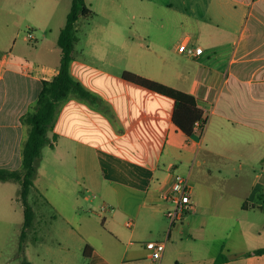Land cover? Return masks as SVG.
Returning a JSON list of instances; mask_svg holds the SVG:
<instances>
[{"label": "crops", "instance_id": "1", "mask_svg": "<svg viewBox=\"0 0 264 264\" xmlns=\"http://www.w3.org/2000/svg\"><path fill=\"white\" fill-rule=\"evenodd\" d=\"M188 1L186 11L202 18V26H182L179 44L203 47L198 56L186 54L196 65L178 72L160 59L152 64L156 76L143 74L196 97L206 117L200 133L187 136L175 127L172 99L123 79V70L101 67L111 43H94L91 54L73 51L72 74L110 106L106 113L70 97L48 132L51 149L72 147L75 185L84 179L99 199L101 226L75 203L68 216L61 214L92 246L85 264H150L156 257L159 264H264V252H256L264 248V210L258 207L264 193V0H181ZM58 3L0 0V167H21L26 134L21 117L35 103L42 78L58 70V36L71 2L63 0L52 22ZM113 45L127 49L128 43ZM87 152L98 180L84 170ZM178 171L195 206L170 224V187ZM38 175L35 201L53 207ZM0 182L6 188L18 184ZM89 195L83 198L91 200ZM151 240L164 243L161 253L145 246Z\"/></svg>", "mask_w": 264, "mask_h": 264}, {"label": "rangeland", "instance_id": "2", "mask_svg": "<svg viewBox=\"0 0 264 264\" xmlns=\"http://www.w3.org/2000/svg\"><path fill=\"white\" fill-rule=\"evenodd\" d=\"M65 1L68 3V0ZM62 2L63 0H59L53 7L55 12L52 11V22L60 15ZM190 3L188 1L184 5L181 0H86L92 13L77 21L74 53L77 54L80 50L85 54L94 53V43L107 41L111 45L106 49V62L99 63L106 69L116 72L131 70L143 76H156V69L152 64L162 59L168 68L185 72L196 63L178 49L183 37L182 26L189 23L193 25L194 22L202 26V18H193L186 11L185 7H189ZM50 36L54 38L55 34ZM32 42L34 43V39ZM51 42L56 44L55 38ZM118 42H127V49L113 45ZM128 52H132L133 56L129 57ZM174 83L179 82L174 80ZM53 146L47 144L42 148L38 159V186L48 188L47 195L55 205L43 206L42 200L36 203V186H33L29 201L36 216L34 225L23 242L20 240L23 210L18 198L19 186L12 183V187L6 188L0 182V217L10 221L7 224L0 221V264H19L24 258L30 259L32 264H85L88 261L89 257L83 253L88 243L85 236L72 232L71 224L61 214L68 216L75 203L78 210L92 216L96 224L101 226L99 199L87 188L84 179L75 185L73 167L76 162L72 147L57 144L56 148L51 149ZM85 151H88V147L83 146L84 154ZM89 153L87 152V162L83 169L89 172L93 181L98 180V171ZM193 164L195 163L192 162ZM78 165L77 168H81L80 163ZM217 167L212 166L213 169ZM176 174L183 176L181 171ZM78 189L81 191L79 196L75 193ZM88 193L91 200L83 198ZM92 226L94 229L101 228ZM20 243L23 245L21 251Z\"/></svg>", "mask_w": 264, "mask_h": 264}, {"label": "trees", "instance_id": "3", "mask_svg": "<svg viewBox=\"0 0 264 264\" xmlns=\"http://www.w3.org/2000/svg\"><path fill=\"white\" fill-rule=\"evenodd\" d=\"M90 13H92V9L86 4L85 0H71L65 24L58 36V45L61 49L58 70L51 78H42L41 88L35 103L21 117L26 131L22 142L21 167L17 169L0 167L1 181H14L19 184V198L23 205L21 242L34 225L36 213L29 201V194L38 173V159L41 157L42 148L46 144L53 146L48 132L55 126L63 101L73 97L81 101H87L106 113L110 111V106L71 72V63L74 59V43L77 40L76 24L80 17H86ZM121 77L172 99L174 101L172 123L185 135L190 136L194 132L193 127L196 120L200 119L206 122V118H203L204 112L192 93L131 70H123ZM56 137L57 134H53V139H56ZM260 198L262 202L258 207L264 210V193L261 194ZM245 205H247L246 202L243 206L245 207ZM252 206L256 205L252 204ZM19 249L20 251L23 250L22 243H20ZM91 251L92 246L86 244L83 251L84 255L88 257ZM256 252H264V248L257 249ZM20 264L31 263L27 258H24Z\"/></svg>", "mask_w": 264, "mask_h": 264}, {"label": "built area", "instance_id": "4", "mask_svg": "<svg viewBox=\"0 0 264 264\" xmlns=\"http://www.w3.org/2000/svg\"><path fill=\"white\" fill-rule=\"evenodd\" d=\"M26 38L29 41H32L34 36L31 32H28ZM178 49L180 52H183L191 57H195L203 53V47L194 43L188 44L187 42H182L179 44ZM203 118L206 117H204L203 115ZM205 124L206 122H204L203 120H196L193 127L194 132H202L205 127ZM170 195L174 202V206L170 210H168L167 217L170 220V224H173L177 221H180L185 214L194 209L195 202L191 196L190 185L188 184L185 178L180 177L178 175L175 176L171 184ZM145 246L148 249L155 250L159 253H161L164 249V243L152 240L145 242ZM159 259L160 257L152 258L150 264H159Z\"/></svg>", "mask_w": 264, "mask_h": 264}]
</instances>
